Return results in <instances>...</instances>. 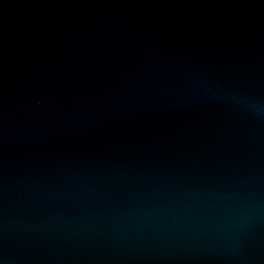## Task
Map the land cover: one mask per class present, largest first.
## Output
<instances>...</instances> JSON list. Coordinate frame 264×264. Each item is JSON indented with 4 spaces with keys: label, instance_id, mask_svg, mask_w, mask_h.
Masks as SVG:
<instances>
[{
    "label": "water",
    "instance_id": "water-1",
    "mask_svg": "<svg viewBox=\"0 0 264 264\" xmlns=\"http://www.w3.org/2000/svg\"><path fill=\"white\" fill-rule=\"evenodd\" d=\"M0 264H264V0H0Z\"/></svg>",
    "mask_w": 264,
    "mask_h": 264
}]
</instances>
